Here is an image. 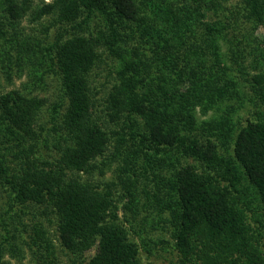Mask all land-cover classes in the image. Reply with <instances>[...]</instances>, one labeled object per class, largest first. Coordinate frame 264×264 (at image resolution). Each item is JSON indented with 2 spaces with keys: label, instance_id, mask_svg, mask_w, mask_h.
Wrapping results in <instances>:
<instances>
[{
  "label": "trees",
  "instance_id": "16d2710c",
  "mask_svg": "<svg viewBox=\"0 0 264 264\" xmlns=\"http://www.w3.org/2000/svg\"><path fill=\"white\" fill-rule=\"evenodd\" d=\"M29 2L0 0L22 47L9 48L50 68L60 93L44 120L47 98L0 94V264L16 241L36 264H60L54 237L66 264H142L152 245L134 238L139 220L119 216L117 182L94 177L108 157L120 159L124 209L141 192L170 212L168 264H264V44L253 35L264 0H51L35 11L50 16L45 37L18 39Z\"/></svg>",
  "mask_w": 264,
  "mask_h": 264
},
{
  "label": "rangeland",
  "instance_id": "374dc122",
  "mask_svg": "<svg viewBox=\"0 0 264 264\" xmlns=\"http://www.w3.org/2000/svg\"><path fill=\"white\" fill-rule=\"evenodd\" d=\"M29 7L25 11V14L18 20L16 23H18V30L21 32V35L18 39H23L25 36L37 39V38H43L45 37V26L49 23L50 16L48 14L42 15L40 18H37L35 15V11L38 7H41L43 3H49L51 0H29ZM232 4H238L241 2V0H229ZM7 17L3 14L0 15V94L4 93L10 89L13 88H20V89H28L30 90L31 95H39L47 98L46 104L43 106L41 116L44 115V119L48 118V113L52 108V104L58 99L59 96V79L57 78L56 74L53 73V71L50 68L45 69V65H39L38 62L35 64H32L31 61L26 60H16L15 58L18 56L16 55L17 49H22L21 46H19V43L13 42L10 40L9 36L10 32L12 31L10 25L8 24ZM48 36H52L54 33L50 29ZM253 35L258 37L262 44H264V24H258L256 28H254ZM10 44H12L15 49H10ZM9 48V49H8ZM6 50H9L10 57L7 56L5 53ZM18 52V50H17ZM250 61V60H248ZM229 62V61H227ZM231 66H235L233 62H229ZM36 66L37 69V75L36 78L34 75V72L32 71V68ZM250 66V65H249ZM252 66V65H251ZM250 66V67H251ZM104 67V65L102 66ZM107 70V69H106ZM97 71L100 73H105L106 71L104 68L97 69ZM98 77V76H97ZM100 80H103L104 77L102 74L100 75ZM109 78V77H108ZM246 76H237V79L240 81V90H242L244 93L252 98H256L254 94L251 91V88L249 86V83L246 82ZM232 100L231 102H233ZM254 106L248 105V110L253 111ZM248 115V112L245 109H239L237 110V113L235 114V118L239 120V122H242L246 116ZM252 116V115H251ZM197 118L198 119H204L208 118V114L202 115L199 112H197ZM171 154V161H175V158L178 159L176 161V165H179L180 163L187 162L188 156L178 154L176 155L172 151L168 153L169 156ZM109 155V152H108ZM107 158V157H106ZM100 159L98 161L100 162ZM109 160L105 162V165H103V173L101 174L99 170H94V177L96 179H99L100 181H114L117 182V191L119 193V216L123 220V215L129 216L132 218L133 216H136V219L139 220L140 225L137 227L135 232L133 233L134 238L138 241L140 245H142L140 237H144L148 240V244L152 245L151 252L147 253L143 246L139 248L140 254H141V261L142 264H168L171 261H174L176 259L175 253L173 252V237H172V216L168 210H159L157 206V202L155 198L153 197H144L145 195L141 192L138 194V202L131 206V209H124V206L126 207L128 202V197L124 196L121 191V185L118 180L117 174L119 173V165H120V159L119 157H108ZM141 162V158H140ZM173 169L172 165H167L166 168H164L163 173L169 175L171 174V170ZM173 171V170H172ZM150 177V176H149ZM140 184V183H139ZM139 189V186H138ZM251 198V197H249ZM248 198V199H249ZM1 202L4 201L2 197H0ZM251 202L250 205L253 206V210H257L256 201L253 199H249ZM128 203V204H127ZM26 220V218H25ZM124 221V220H123ZM125 225H127V221L124 222ZM51 233H54L53 228L51 226L50 228ZM3 232V228L0 225V233ZM24 236V234H22ZM139 235V236H138ZM54 239L55 244V257L57 261L60 264H66L69 259V255L67 252L60 247L59 240L57 238ZM144 239V240H145ZM16 243L21 247V251H19L17 254L14 253V251L6 252V254L3 256L4 260L10 261L11 264H36L31 257L29 250L26 248L24 244H22L20 241H16ZM95 253V247H92L89 251L85 252V257L89 258Z\"/></svg>",
  "mask_w": 264,
  "mask_h": 264
}]
</instances>
